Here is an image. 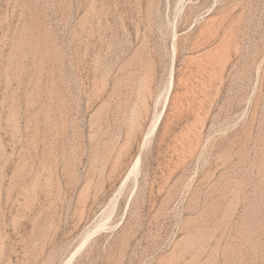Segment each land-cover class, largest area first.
I'll list each match as a JSON object with an SVG mask.
<instances>
[{"label":"rangeland","instance_id":"obj_1","mask_svg":"<svg viewBox=\"0 0 264 264\" xmlns=\"http://www.w3.org/2000/svg\"><path fill=\"white\" fill-rule=\"evenodd\" d=\"M0 264H264V0H0Z\"/></svg>","mask_w":264,"mask_h":264},{"label":"bare ground","instance_id":"obj_2","mask_svg":"<svg viewBox=\"0 0 264 264\" xmlns=\"http://www.w3.org/2000/svg\"><path fill=\"white\" fill-rule=\"evenodd\" d=\"M161 113V112H160ZM160 115V114H159ZM158 115V116H159ZM157 116V117H158ZM161 116V115H160ZM156 117V116H155ZM159 119H160V117L157 119V121H155L156 123H155V126L154 127H156V125H157V123H158V121H159ZM153 129H155V128H153ZM138 161H139V156H137L136 157V160H135V164H138ZM136 166V168H137V165H135ZM80 249V248H79ZM78 250V248H75V250L71 253V255H70V258L69 259H71L72 260V256L74 255V253L76 252ZM77 253V252H76ZM76 255V254H75ZM68 262V261H67Z\"/></svg>","mask_w":264,"mask_h":264}]
</instances>
